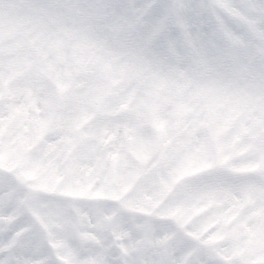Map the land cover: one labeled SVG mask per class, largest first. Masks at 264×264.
<instances>
[{"label": "rangeland", "instance_id": "1", "mask_svg": "<svg viewBox=\"0 0 264 264\" xmlns=\"http://www.w3.org/2000/svg\"><path fill=\"white\" fill-rule=\"evenodd\" d=\"M117 1L126 4L129 0H125V3L124 0H101L103 3V8L100 11L102 12V16L107 13L105 11L106 7H111L109 3L114 2V5H112V7H114ZM154 1L155 0H152V2ZM211 2L214 3V5L210 6V12H212L214 8L215 10H213L211 14L210 24L208 20L204 22V19H202L204 24L200 22V18L196 17V24L193 25V29H190L191 24L189 17L191 10L188 9L190 6L188 5L189 0H177V3L183 6V19L186 24L184 27L187 31L185 32L186 34H184L182 44L179 46L176 43L170 45L169 49L171 52L164 56L161 55L163 51L162 46L159 45L161 48H156L148 44L150 38L156 35V33L152 34V31L160 26H158V23L154 24L155 28L149 34L143 33L142 35H138V23L143 21L140 19L142 7L139 0H137L135 4L133 2L134 6L131 7L133 9L131 12L132 15L128 16L126 7H124L125 11H122L124 14H121L118 9L115 16L112 14L104 18L99 30L94 28L92 23L93 17L96 14L91 12L92 7L89 6L90 0H0V27L5 26L6 28L0 31V37L4 38L10 32L20 35L25 44V50L31 49L28 57V64L30 65V61H36L41 62V68H48L50 67V63H52L57 67L56 76L58 79H60L61 75L71 73L72 70L69 69L71 64L76 65V67L79 68L77 70L87 69L86 78H79L78 83L82 86L86 83L87 89L94 88L95 86L96 93H99V89L96 86L98 85L100 87V84L97 81L102 80L101 83L104 85V88L113 90L107 91L114 93L115 98L112 100L115 99V101L112 107L119 108L121 106L132 110H126L127 118L131 123L136 116L139 114L143 115L142 112L145 110L144 104L142 103L143 98L136 94L138 89L137 86H141L143 90H148L146 94L147 92H154L160 95V92H162L165 98H162V102L157 99L153 100L152 98L151 101L152 105L157 106L156 103H158L160 107L159 112L164 115L168 113L169 116L173 115L183 120L187 117L184 116L187 111L191 112V110H196L193 115L194 117H191L192 124L199 121L202 105L209 106L208 100H212L214 107L210 108L209 117H207L205 121L208 125L206 127L207 130H210V135L215 137L216 141L219 137V128L228 124V120L232 118V115L238 114L242 117L244 116V121H247L248 116L251 114H253L254 117L258 115V113H254L257 109L264 112V48L259 62L251 61L249 54L241 56V61L238 56L233 57L232 42L228 44V56L225 54V50H223L224 47H222V57L220 56V60H216L214 54L219 52L215 50L216 47L213 48L219 40L216 27L223 26V23H221L220 26V24L216 22L215 13L219 11L221 15L230 16V14H234V12L237 15V11H239L241 14L239 17H243V19L252 24H256L255 29L260 35L261 41L264 42V27H261L259 24V20L264 19V15H258L260 6L261 8L264 6L258 4L256 0H211ZM220 2H222V6L219 5ZM106 3L108 6H105ZM83 5L85 6L82 7ZM250 6L251 8L249 10ZM80 7L82 8L80 9ZM114 8L119 7L115 6ZM224 9L228 11L224 12ZM199 14H201L202 17L203 12L200 11ZM218 18L220 17L218 16ZM224 22L228 24V21ZM209 25L213 26V32H215V34H209L210 38L207 51L208 39L206 38L207 30L205 26L209 27ZM152 26H146V29L150 31ZM225 28V32H223L221 36L237 42L239 37L236 36H238L240 30L234 29L230 25H225ZM99 34L103 36L101 41L95 39ZM159 40L160 43L162 40ZM16 48L17 45L12 43L0 46V51L4 53H14ZM182 49H185V55ZM243 51H245V48ZM15 54L16 53L8 58L9 64H18ZM50 54H52V57L48 60L47 58ZM229 54H232V56L230 57ZM71 58L72 63L70 60ZM178 58L179 61H177ZM177 66L179 70L174 71ZM67 69L69 70L66 73ZM175 72H177V75ZM206 73L207 76L200 80V74ZM179 76L182 78L181 81L178 80ZM74 82H76V80H74ZM255 89L262 90V92L258 90L254 91ZM80 96L81 93L78 94V92H76V99L74 97L75 101H71L70 103L77 102ZM31 98L33 101L36 97L31 96ZM201 98L202 103L200 101ZM205 98L207 99L204 103L203 101ZM32 101L30 102V108L31 105L33 107ZM38 105L39 103H35L36 108ZM151 111L152 110L148 107L146 118H151ZM35 114L36 112H33L31 115ZM70 118L71 116L68 113L64 114L61 116L59 124H62L63 121V123H69V125H71L72 123L68 121ZM262 120L264 121V113ZM159 122L163 124L165 122V125H167L164 118H160ZM191 122L190 119H187L185 129L182 128L184 133L187 131L194 132ZM258 123H263L260 120V115L255 125L258 126ZM160 125L163 126L162 124ZM125 128L127 131L132 132L137 130L136 126L132 129L131 125L130 129L127 126H125ZM30 129L31 132L29 134H22L21 137L15 135L13 138L5 129H0L4 130L3 134L7 137V143H3V145L1 143L0 146L1 166L19 164L23 168V173H21L31 177L32 181L36 180L35 183L39 184V187L43 189L53 187L57 177H61L63 183L59 191L63 193H90L94 196L103 194L112 195L111 198L118 199L126 188L128 189L129 183L141 173H139V170L141 171L139 165H142L143 162L144 166L148 165L147 168H149L146 175L142 174L146 182L144 184L139 183L137 185L139 186L137 190H133L125 199H121L122 204L129 209H131L132 206L136 209H142L146 215H152L158 218H166L165 214H169V211H173L176 214L178 213L179 219L173 220L182 232L187 233L197 241L203 243L208 242L211 248L212 246L218 248V251L223 255L221 258L234 261L231 264H264V222L263 220L260 222L257 220L259 207L253 210V212L246 214L248 215V226H243L239 218L237 221L234 219L231 223L229 222L230 234L226 238L223 237L225 233L223 223L227 220L228 214L240 207V202H238V204L236 203V199L238 200L239 197L236 194L237 186L235 177L232 176V172L227 167L222 165L228 164L231 159L225 160L222 158L221 163H215L214 167L216 170H211L212 172L210 171L208 174H205L204 176L206 179H201L197 182L195 180H189L195 176L192 173L196 171L199 172L200 169L205 166L206 168L210 166L207 164V161H205L207 159L206 150L208 146H206L203 140H195L192 142L193 145H191L185 143L188 136H183L176 141L179 143L177 153L173 150L174 147L171 143L166 145L164 152H162L165 159L161 161L155 157L156 155L153 152L149 153V151L153 150L151 149L152 145L143 144L144 148L147 150L146 152L141 149L143 153L138 152L140 150L138 146H131L133 151L130 153H133L134 158H136L133 160H141V162L138 161V164L132 163V156H129L130 153L127 151L130 146H127V144L123 147L111 145L113 153H110V156H108L102 164L104 167L108 164L113 165L112 167L116 168L115 171L118 173L117 175L121 176L120 182L118 181L120 187L115 190L110 189L108 185L89 188V186H91L89 178L92 177L93 174L89 175L87 172V175L84 171L83 176L80 173L85 165L90 169H95L93 168L95 164L93 156H97V145L92 146V138H90L89 141L88 139H84L85 147L81 146L84 144L79 143L76 146L74 143L72 146L70 142L67 144L63 143V147H59V149L56 150L62 149L61 152L64 154L63 151L65 148L67 153L70 149H74V154L70 152L69 157L66 153V158H70V166L68 165L67 168L65 167L59 172L60 165H64V159L59 161L55 159L57 158L56 155L61 152L56 153L55 150L53 151V149L50 148V144L47 143V145H43V150L38 149L35 153L32 151L34 154H31V151L25 153L27 150L29 151L30 145H33L39 138V136H37V138L31 142L34 138V128ZM255 131H260L259 127ZM64 134L66 138L69 136L64 132L60 134V137L62 138ZM263 134L262 132L261 135ZM125 136L128 137L126 132ZM81 138H83V136ZM11 142L15 144L22 142L21 146L23 148H15L11 145ZM219 143L221 148L224 142L220 139ZM183 145H188L189 148L184 151L182 148ZM162 148H159V150ZM120 149H123V152H120ZM17 157L22 159L19 160ZM263 159L264 135L261 142L258 144L257 158H254V156H252V158L244 157L242 161L236 162V164L238 169H243L248 167L249 164L254 166L263 163ZM84 160H87V164ZM199 163H201L202 166L201 164L199 165ZM122 164L128 165L131 169L121 172L117 166H121ZM161 165L166 166L163 175L168 176V178L161 177L157 182L154 181L153 178L155 175H161V171L159 170ZM27 166H29L28 170H26ZM78 168H81V170L79 171ZM171 168L173 169L170 174ZM219 168L220 170H217ZM168 172L169 174H167ZM185 173H187L186 178L183 179L182 177L183 181L180 183L181 185H178L179 187L177 186L178 188L174 191L172 198L173 202L171 203V199L167 198L162 204L166 207L154 211L153 207L155 203L161 199L170 187H174V183L179 181L178 178L184 176ZM118 178L119 177H116V179ZM123 178H125V181ZM182 179L180 178V180ZM155 183H158L157 187L161 189V191H153ZM113 191L114 193L112 194ZM153 192L156 193L154 194ZM8 199V188L4 180L0 178L1 220L10 216L3 214V210H1L5 208ZM39 201L41 202V199H34V202L31 204L34 211H38V208L41 209L42 203L38 205ZM205 202L211 204L208 206L211 211L209 215H211L213 219L204 214L201 216L195 215L196 211L202 209L201 206ZM49 205L47 209L52 208ZM237 205H239V207H236ZM95 206L101 207L98 204H95ZM6 208L9 209V207ZM98 210L106 213V210L102 208H98ZM107 211H109V209ZM97 212L100 214H98L96 218L95 216L85 218L86 221L84 226H86V228L82 231H76L71 226L58 230L60 232L65 231L66 234L64 238L54 239L55 243L58 245L59 249L63 251L64 257L68 258L70 264H77L75 262L76 259L73 258L76 256L74 252H76L77 246L80 245V240H78V242L76 241L78 237H76L75 234L80 235V238L85 241L84 248L90 249V252L104 250V237L101 229L103 228V224L109 212L106 215L100 211ZM63 216L64 214L61 213L57 221L49 218L45 224L50 226L51 222L58 223L59 221L66 224L67 222L60 220V217ZM118 216L116 220L114 219V229H116V233H118L117 235L120 237L118 242L120 244L119 248H123L127 251L125 258L126 264H142L141 262L146 261L147 257L152 258L151 260L154 264L156 260L157 262L164 260V264H201L198 263V261L200 262L199 255L192 252L191 245L188 244L189 242L186 238L179 235V239L175 234L176 237L170 236L168 233H171V231L167 225L166 229L168 233H166L165 230L159 229V226L156 227V225H151L150 220H147L149 221L148 223L146 221H136L130 216ZM99 219L101 223H98ZM216 221L220 222L222 225H219V227L214 223ZM179 222L182 224H179ZM88 225H90V227H87ZM206 226L208 228L210 226H215L213 227L214 229H212L215 231V234L212 232L214 236H211V232L208 234L203 232L205 229L208 230ZM239 227L243 230L237 234ZM160 228L164 229L165 227L162 226ZM168 235L169 237H167ZM140 237H143V239ZM1 242L2 240L0 238V245ZM124 244L128 245V250L125 248ZM243 244H249L251 246L250 250L246 249V247L244 248L242 246ZM139 245H146V248L151 250L153 255L149 253L145 254V252L139 248ZM132 246H134L135 249H130ZM109 253L112 254L113 251L110 249ZM93 263L108 264L107 262L100 263L98 261ZM82 264L89 263L82 262Z\"/></svg>", "mask_w": 264, "mask_h": 264}, {"label": "trees", "instance_id": "2", "mask_svg": "<svg viewBox=\"0 0 264 264\" xmlns=\"http://www.w3.org/2000/svg\"><path fill=\"white\" fill-rule=\"evenodd\" d=\"M258 4H262V0H259V2H257ZM85 5H83L82 7H84ZM82 7H80V9L82 8ZM98 9L97 8H95V11L93 12V13H95V14H97L98 13V11H97ZM249 10H250V7H249ZM91 11H92V9H91ZM165 12H166V8L164 7V11H163V14H165ZM156 14H157V19H159V16L162 14V8L160 9V10H157L156 11ZM95 22V23H94ZM93 23V25H94V28H96V29H100V25H101V23H98V22H96V21H93L92 22ZM6 28H5V26H1L0 27V31L1 30H5ZM140 29H142V28H140ZM14 36H15V34L13 35V38H10V39H6V40H3V43H6V44H12V43H15V44H17L18 46H21L22 48H24L25 49V44L23 43V41L21 40V39H15L14 38ZM95 39H99V41H101L102 39H103V36L102 35H98V36H96L95 37ZM18 55H19V59L22 61V55L23 54H26L25 52H23V51H21V52H19V53H17ZM52 57V54H50L49 56H48V60L50 59ZM19 59H18V61H19ZM20 65V64H19ZM20 67H24V65L23 64H21L19 67H18V69L16 68V69H14V71H18V70H20L19 68ZM26 73V71L24 72V74ZM208 76H210V75H208ZM179 79H180V76L178 77ZM27 79H29V81L30 82H35V85H37V83L39 82V81H42L43 79H45L44 78V76H43V74H41L40 72H37V74L36 75H29L28 77H27ZM22 80H24V77H23V79ZM23 84L24 85H26L24 82H23ZM24 85H22L23 87H22V91L23 90H26V88H25V86ZM44 95V94H43ZM91 95H93V94H91V93H87L86 94V96H88V98H90L91 97ZM18 97V96H17ZM87 103H90L89 101H87V102H85V103H82V102H80V103H78V105L77 104H73V107L70 109V111H71V113L73 114V117L75 118V119H77V118H79V119H83V118H85V115H86V112H84L85 110L83 109V106L85 107V109L86 110H88V108L86 107V105L85 104H87ZM63 104V106L65 105L66 106V104H67V101L66 102H63L62 103ZM76 106H78V109H76L75 107ZM68 109V110H69ZM75 110H77L78 111V113L77 112H75ZM258 111H260V109H257L254 113H258ZM84 115V116H83ZM251 120L249 121V122H252L253 120H255L256 118L253 116V114H251ZM116 122V125H118V126H120L121 125V122L120 121H118V120H115ZM98 125H100V126H104L103 124L104 123H97ZM248 135L246 134V137H247ZM261 142V141H260ZM259 142V143H260ZM256 189H258V188H256Z\"/></svg>", "mask_w": 264, "mask_h": 264}]
</instances>
